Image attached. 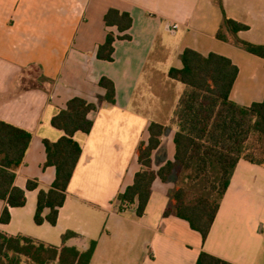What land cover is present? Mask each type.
<instances>
[{"label": "crops", "instance_id": "1", "mask_svg": "<svg viewBox=\"0 0 264 264\" xmlns=\"http://www.w3.org/2000/svg\"><path fill=\"white\" fill-rule=\"evenodd\" d=\"M221 1L225 15L247 27L238 37L264 45V0ZM110 9L130 15L126 32L106 27ZM221 23L216 0H0V120L32 134L14 180L26 203L9 208L10 221L0 231L52 246L74 232L78 237L67 246L83 251L97 243L89 264H195L201 252L231 264H264L262 166L238 161L204 242L187 222L163 216L172 180L153 181L140 218L133 209L117 213L113 204L141 170L136 152L147 143L151 123L168 127L152 153V170L173 161L171 119L185 86L168 72L182 68L186 49L223 56L237 67L233 103L249 107L264 99V60L218 40ZM109 32L128 36L114 41L110 62L96 56ZM102 77L114 85L112 105L98 84ZM73 98L96 106L87 116L92 129L73 135L81 155L56 225H36L38 192L55 179L54 167L45 166L43 141L64 135L51 120ZM29 181L35 190H26ZM4 207L0 201V215Z\"/></svg>", "mask_w": 264, "mask_h": 264}, {"label": "trees", "instance_id": "2", "mask_svg": "<svg viewBox=\"0 0 264 264\" xmlns=\"http://www.w3.org/2000/svg\"><path fill=\"white\" fill-rule=\"evenodd\" d=\"M216 3L222 11L216 38L264 60V45L241 40L238 33L247 27L225 15L221 0ZM104 23L124 33L132 20L128 13L110 9L104 16ZM116 39H128V36H114L109 32L104 44L98 47L99 60H112ZM180 61L181 69L171 68L168 72L170 79L185 86L171 119L176 127L173 161L156 172L152 170V153L168 127L151 123L147 143H140L136 152L141 170L135 174L132 185L115 197L113 204L117 213L133 209L140 218L148 204L153 181L156 178L162 182L172 180L175 188L163 216L187 222L204 242L238 161L264 167V99L249 107L239 106L229 99L238 69L223 56H202L186 49ZM98 84L106 90V102L114 104L112 81L102 77ZM95 110V105L73 98L52 118L51 125L64 135L54 143L43 141L45 166L54 167L55 179L48 190L38 192L33 217L36 225L44 222L56 225L58 211L64 204L67 186L81 155L73 135L91 131L92 122L87 116ZM31 139L30 132L0 120V201L5 203L0 224L9 223V208L23 207L26 203L25 190L17 188L14 180ZM36 188L33 181L26 184L27 191ZM77 237L76 233L67 231L61 236V245L52 246L29 236H10L0 231V264H89L97 243L90 241L83 251L66 245L68 240ZM195 264L231 263L201 252Z\"/></svg>", "mask_w": 264, "mask_h": 264}, {"label": "built area", "instance_id": "3", "mask_svg": "<svg viewBox=\"0 0 264 264\" xmlns=\"http://www.w3.org/2000/svg\"><path fill=\"white\" fill-rule=\"evenodd\" d=\"M172 30H176L177 29V25H172Z\"/></svg>", "mask_w": 264, "mask_h": 264}, {"label": "rangeland", "instance_id": "4", "mask_svg": "<svg viewBox=\"0 0 264 264\" xmlns=\"http://www.w3.org/2000/svg\"><path fill=\"white\" fill-rule=\"evenodd\" d=\"M173 184H174V182H173ZM174 188H175V184H174ZM174 190V189H173ZM168 204H169V202H168ZM168 207V206H167Z\"/></svg>", "mask_w": 264, "mask_h": 264}]
</instances>
